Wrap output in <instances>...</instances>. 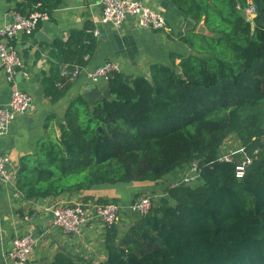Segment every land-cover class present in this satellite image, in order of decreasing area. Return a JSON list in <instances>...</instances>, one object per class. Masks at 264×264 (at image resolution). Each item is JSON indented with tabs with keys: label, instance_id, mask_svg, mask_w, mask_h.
Masks as SVG:
<instances>
[{
	"label": "trees",
	"instance_id": "obj_1",
	"mask_svg": "<svg viewBox=\"0 0 264 264\" xmlns=\"http://www.w3.org/2000/svg\"><path fill=\"white\" fill-rule=\"evenodd\" d=\"M172 1L194 20L177 33L190 52H171L168 62H153L148 76L131 81L113 71L109 97H73L61 135L49 115L47 135L19 159L15 180L26 199L160 181L193 161L197 180L178 177L126 231L109 227L105 260L59 251L52 264H264V25L259 12L255 26L243 16L249 0ZM61 2L22 0L16 10L51 14ZM202 21L207 32L198 31ZM97 47L91 22L52 41L51 73L43 77L51 101L68 89L61 65L84 67ZM232 134L240 146L226 159L222 146Z\"/></svg>",
	"mask_w": 264,
	"mask_h": 264
},
{
	"label": "crops",
	"instance_id": "obj_2",
	"mask_svg": "<svg viewBox=\"0 0 264 264\" xmlns=\"http://www.w3.org/2000/svg\"><path fill=\"white\" fill-rule=\"evenodd\" d=\"M21 1L0 0V28L11 18L12 11ZM141 1L166 17L165 28L145 27L134 16H128L120 26H116L102 21L100 0H62L49 14V19L41 21L40 27L32 35L20 33L15 37L14 45L24 62L23 71L16 75L15 85L31 93L33 105L25 114L16 116L8 131L0 136V154L10 155L7 164L9 176L0 178V264L7 263L12 238L28 232L36 239L31 253L33 264H52L59 251L103 261L107 257L104 242L111 226H106L100 218H92L78 232L66 233L53 226L52 207L59 203H93L100 197L118 201L122 209L115 225L124 232L138 216L128 207L131 201L147 194L153 197L164 195L170 186L178 182V177H184L189 170L168 175L160 181L103 183L80 192L34 199H26L16 185L19 159L37 151L39 141L47 135L45 123L49 115H56L52 121L53 129L60 136V122L64 120L73 97L84 94L94 101L110 96L108 82L91 79V70L105 61H116L118 70L131 81L136 75L148 76L153 62H168L171 52H190V48L180 42L177 33L192 28L194 20L181 12L172 0ZM86 22L93 23L99 29L97 51L87 60L77 78L64 79L68 86L66 94L55 102L51 101L43 83V77L51 73V43L55 38L66 39L73 28H83ZM13 87L14 84L8 80L6 71L0 65V104L9 103Z\"/></svg>",
	"mask_w": 264,
	"mask_h": 264
},
{
	"label": "built area",
	"instance_id": "obj_3",
	"mask_svg": "<svg viewBox=\"0 0 264 264\" xmlns=\"http://www.w3.org/2000/svg\"><path fill=\"white\" fill-rule=\"evenodd\" d=\"M100 3L103 9V22L120 26L128 16H134L145 27L162 29L167 25L166 17L162 13L141 0H100ZM245 10L251 20L258 14L257 6L252 0H249V5ZM49 16V13L39 10L22 14L15 9L12 11L11 18L0 28V65L6 71L8 80L14 84L9 103L6 105L0 104V136L8 131L12 120L16 116L25 114L33 105L31 93L15 85L16 75L23 71L24 62L11 40L20 33H32L38 28L39 22L49 19ZM94 34H99L97 27H94ZM118 68L119 64L116 61L108 60L91 70L89 76L94 81L103 79L108 82L111 73L118 70ZM82 69L83 67L80 66L70 67L68 64H62L61 76L63 79H75L81 74ZM222 157L230 159L228 155ZM9 162L10 155L1 153L0 178H8L7 164ZM249 162H251L250 158L237 165V176H243ZM197 166L196 161L191 163L184 176L185 181H191V178L198 174ZM152 205V196L147 194L131 201L128 207L131 211L145 214ZM121 209V203L116 201L106 203H59L51 209L53 226L66 233L78 232L92 218H100L106 226H112L118 221ZM35 244V236L30 232L15 235L7 253L6 264H33L31 253Z\"/></svg>",
	"mask_w": 264,
	"mask_h": 264
},
{
	"label": "rangeland",
	"instance_id": "obj_4",
	"mask_svg": "<svg viewBox=\"0 0 264 264\" xmlns=\"http://www.w3.org/2000/svg\"><path fill=\"white\" fill-rule=\"evenodd\" d=\"M239 146H240L239 139L236 137V135L232 134L229 137H227L226 140L224 141L222 146V154L231 156L232 153L238 151L237 149L239 148ZM195 180H197L196 176L191 178V181H195Z\"/></svg>",
	"mask_w": 264,
	"mask_h": 264
},
{
	"label": "water",
	"instance_id": "obj_5",
	"mask_svg": "<svg viewBox=\"0 0 264 264\" xmlns=\"http://www.w3.org/2000/svg\"><path fill=\"white\" fill-rule=\"evenodd\" d=\"M256 6H257V9H258V12H259V15H260V18H259V24L261 25H264V9H263V2L262 0H252ZM242 14L243 16L248 19V20H251L246 12L245 9H243L242 11ZM203 22V21H202ZM251 23L253 26H255V21L254 20H251ZM198 31H202V32H207V27L205 26L204 22L200 25H198ZM21 73V72H20Z\"/></svg>",
	"mask_w": 264,
	"mask_h": 264
}]
</instances>
